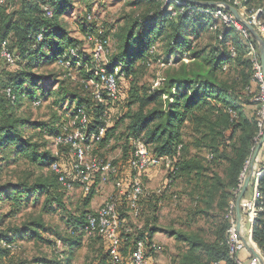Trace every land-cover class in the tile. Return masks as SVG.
<instances>
[{
    "label": "trees",
    "instance_id": "obj_1",
    "mask_svg": "<svg viewBox=\"0 0 264 264\" xmlns=\"http://www.w3.org/2000/svg\"><path fill=\"white\" fill-rule=\"evenodd\" d=\"M148 1L153 4V7L147 8L143 13L140 11L134 13L133 23L123 29V32L119 35V44L116 48L114 47V51L109 55L110 65L106 67L107 71H112L113 65H120L119 72L122 77L117 82L119 96L124 91L122 90L124 82L129 80L130 87L129 92H127V108L122 111L120 119H117L115 123L107 124L104 136L97 144L106 145L109 136L116 130L120 120L127 119L125 131L129 138H139L150 155L169 156L172 159L173 169H168L167 174V181H170V186L176 181L180 170L199 168L198 163L187 159L188 145L184 143L183 138L186 128L189 129L190 135L196 141V144L209 146L211 150H209L210 159L208 161L211 163L220 160L218 156L225 153L232 145L235 133L240 129V145L237 148L233 147L234 155L230 158L228 170L230 173V194L233 197L232 190L238 184V177L242 172L245 160L254 150L255 137L258 133L256 111L259 103L257 102L258 105L255 103L256 106L253 110L255 121L242 120L240 113L242 102L249 101L251 97L258 95L259 86L252 80V64L249 60H245L250 70V77L241 84L238 83L237 78L231 79V81L222 78L229 72L232 64L236 65L240 62V52L236 47L237 42L234 41L235 38L230 36V32L233 30L226 31L225 38L221 41L217 37L218 33L212 31L209 27L212 19L198 13L188 14L187 10L190 6H193L192 3L181 1L185 6L184 11L176 16H170L167 8L171 5L176 6L175 0H168L167 3H165V0ZM196 1L218 2L223 0ZM249 1L251 0H246V4ZM69 2L70 0H6L0 8V39L7 41L8 49L16 58L14 66H8L0 60V154L9 152L14 155H24L29 163L38 165L46 162L49 168L54 161L64 160L63 162H70L66 147L59 146L58 155H55L54 151L52 153L51 149L50 151L47 149L42 151L40 143L33 140L32 134L34 133L30 136L26 134L27 126L30 125L33 130L39 129L41 133L49 127H54L53 124L55 123V128L50 135L51 145L53 137L61 132L62 126H69L76 108H84L88 116L87 131L93 132L98 127L105 125L107 105L114 102H97L92 95V90L84 91L86 84L82 85L79 82L75 84L76 90L72 92L58 87L52 93L54 95L52 103L55 104L60 93H65L62 99L67 94H71L72 98L78 99L66 118H58L55 122L52 120L46 123H31L30 118L25 117V114H27L25 110V112L18 114V110L24 104V101L31 103L33 106L40 104L41 97L35 95L37 91L40 95H47L46 85H39L43 81V76L37 75L33 71L38 63L51 59L56 64V58L67 48L76 45L85 48V45L79 41L66 39V35L62 32L59 18L66 11ZM43 5H48L51 8L53 13L51 18L44 15ZM10 6L13 7L7 11ZM260 6L264 7V5ZM87 15L91 16L90 20L87 19ZM93 20L90 13L85 15L84 21L87 24L84 23V25L86 24L87 27H85L83 33L84 41L85 36L88 34L99 36L97 34L98 25L93 24L92 26ZM199 25L207 26L214 33V36L211 44L196 51L191 39L188 37L190 33L188 34L187 30L191 29L195 34V29ZM104 30L101 35L102 38H106L108 35ZM39 32L42 33V39L36 43L33 37ZM162 34L165 44L163 46V62L166 64L172 63L170 65L172 67L162 78L161 86L153 88L152 91L147 90L143 85L137 87V80L134 78L136 72L134 64L137 60H142L143 64L149 65V57L154 55L156 51L155 38ZM252 39L255 42L253 36ZM227 40H229V45L234 48L235 55L233 57L230 55ZM241 48L246 53L243 44ZM48 52H50V55ZM70 67L71 69L76 67L77 73L86 82L93 76L91 69L94 65L89 62V59H83L78 63L73 62ZM6 88L10 90L9 96L5 91ZM82 92L86 93L82 95ZM251 101L254 100L251 99ZM34 102H37V104ZM134 104H136V108L131 109ZM125 148L123 147V149ZM149 148L152 149L153 153L149 152ZM90 152H92V149ZM125 155H123L124 160L128 163L131 154ZM50 171L53 173L55 181L52 182L50 179L29 181V176L25 175V177L17 179L12 187L1 190L0 198L3 194H11L7 196L9 198L14 197L16 200L14 203L17 205L23 200L22 196H35L36 198L39 192H44L46 194L43 206L50 207L56 204L58 210H60L68 206L62 200L60 193L73 190L74 182L77 183L82 191L86 193V196L78 201L79 204L75 210L68 214L72 223L67 228L68 238L66 239L71 242L70 244L79 247L81 241L78 240V237L74 238L76 234H81L89 239L92 238L96 242L95 246L98 247V251L97 249L94 251L95 255L90 264H108V246L105 239L97 234L87 236L84 231L87 215L95 212L90 210L89 203L93 196L92 190L98 179V173L94 174L90 188L86 191L72 178L70 179L73 182V188L71 190L62 188L57 180V175L52 170ZM258 188L262 197V205L253 223L252 241L261 251H264V173L259 177ZM167 190V185L163 186L161 190L153 192L152 197L158 201ZM142 196L138 201L139 213L137 216L131 214L127 196L126 200L122 202V206L120 200L118 202L117 209L119 213L121 209H127V213L132 217H139L142 211ZM152 197L142 206L147 203L148 206H151ZM229 201L224 209V214ZM120 217L123 222L121 213ZM122 222L119 231L122 257L128 259L136 242L145 238V253L151 259L152 250L156 247V245L151 247V244L154 243L152 235L155 231H152V228L145 230V227L139 236H135L129 229L123 227ZM224 223L222 229L217 232L215 239L210 243H204L192 237L188 251L182 255L180 264H232L225 245V231L228 224L226 220ZM45 229L43 219L38 217L25 221L21 228L16 230L18 233L15 236L19 235L20 239L35 242L38 238H41V232ZM14 240L10 237H4V233L0 232V264H13L9 260L10 257L7 256L16 253L19 249L11 251L2 245V241L14 242L18 245ZM57 242H60L62 247H66L68 244L58 238L50 241V247L54 249ZM194 249L202 252L204 258H195L193 256ZM72 251H69V254H72ZM60 256L63 259L64 253ZM45 264L48 263L45 262Z\"/></svg>",
    "mask_w": 264,
    "mask_h": 264
},
{
    "label": "rangeland",
    "instance_id": "obj_2",
    "mask_svg": "<svg viewBox=\"0 0 264 264\" xmlns=\"http://www.w3.org/2000/svg\"><path fill=\"white\" fill-rule=\"evenodd\" d=\"M247 5L254 8L262 7L260 5H264V0H251ZM150 7H153V4L148 0H70L66 11L60 16L59 21L66 39L70 38L83 43L87 49L86 53H90L88 50L90 45L83 39V33L85 27H87L84 18L87 13H90L94 19L92 26L93 24L103 26L104 31L108 34L106 37V51L101 56L103 60L105 57L109 59L110 53L119 44V35L123 32V29L133 23L134 13L136 11L143 13ZM84 23L86 24L84 25ZM195 31V34H193V31L188 29L187 33H190L188 37L191 39L196 51L212 43L214 33L207 26L199 25ZM230 36L235 38L234 41L237 42L236 47L240 52V62L236 65L232 64L229 72L222 78L228 81L237 78L238 83L241 84L250 77V70L245 62L248 58L241 48L242 42L236 33L231 31ZM163 39V34L155 38L156 51L154 55L149 57V65L143 64L142 60L135 62L134 68H136V72L134 78L137 80V87L143 85L147 90L152 91L153 88L161 86V79L172 67L170 66L172 63L166 64L163 62V46L165 45ZM48 53L50 55V52ZM33 71L37 75L43 76V81L39 85H46L47 95H40L37 91L35 95L41 97V102L38 106H33L31 103L24 101V104L19 108L18 114L26 111L25 117L30 118L31 123H46L52 120L55 122L58 118H66L72 111L78 99L72 98L71 94H67L62 99L65 93H60L57 103H52L54 100L52 93L58 87L72 92L76 90L75 84L80 82L82 85L86 84L84 91H93L90 80L86 82L81 78L76 71V67L73 69L71 67H60L50 59L40 62V64L38 63ZM129 87L130 83L128 80L122 85V90L124 91L120 93L121 96H119L118 101L107 105L106 118L109 119L110 124L120 119L122 111L127 108ZM84 93L86 92H82V95ZM251 99L254 101H251ZM251 99L242 102L240 113L242 120L246 119L253 122L255 121L253 110L257 101H255V96L251 97ZM135 108L136 104L132 105L131 109ZM127 122V119L120 120L116 130L109 136L107 144L101 146L95 143L92 145V152L88 153L95 157L110 160L119 168L117 175H110L105 180H102L98 174L95 184L96 187L98 186L96 188L97 192L94 186L92 190L93 196L89 203L91 204L89 206L91 211L100 207L111 194L115 193L118 194L120 205L122 206V202L126 200L129 184L136 176L123 156L124 154L128 156V154L132 153L133 147L130 139L136 138H129L126 133L125 126ZM53 126L40 133L39 129L33 130L28 125L26 134L30 136L34 133L32 134L33 140L40 143L41 150L45 151L47 149L50 151L51 149L53 153L54 148L52 144L50 145V135L55 128V123ZM240 135L241 130L239 129L235 133L232 145L225 153L218 156L220 160L211 163L208 161L209 150H211L209 146H201L200 143L196 144V141L190 135L189 129L186 128L183 138L184 143L188 145L187 159L198 163V169L180 170L176 181L170 186L167 185L168 167L165 165L147 168L138 175L144 192L141 198L142 205L151 199L153 192L161 190L166 185L168 189L158 201L152 197L151 206H148V203L145 206L141 205V215L137 218L127 213V209H121L120 212L123 218V227L129 229L135 236H139L145 227V230L152 228V231H155L152 235V241L156 247L152 250L151 264H180L182 255L188 251L192 237L198 241L210 243L215 239L217 232L222 229L225 224L224 209L227 202L232 198L230 194L231 185L229 184V161L234 155V148L240 145ZM263 146L264 144L253 162L251 161L252 154L245 160L243 166V169L246 166L244 179L252 172V169H255V166L262 165L260 158L263 155ZM123 147L126 148L123 149ZM148 150L153 153L151 148ZM63 161L60 160L58 163L63 165L66 173L70 172L69 163ZM49 169L46 162L36 165L29 163L24 155H14L9 152L1 153L0 191L12 187L17 179L25 177V175L29 176V181L50 179L53 182L55 177L50 171L51 169ZM82 193L84 192L75 182L73 190L61 192L62 200L68 206L60 210H58L56 204L50 207L43 206L46 194L44 192H39L36 198L35 196H22L23 200L17 205L14 203L16 201L14 197L9 198L11 194H3L0 198V232H3L6 238L15 239L14 241L19 245V250L17 249L16 253L7 256L10 257L9 260L13 264H39L41 262H44L43 264L45 262L48 264H90L95 255L94 251L96 249L98 251V247L95 246L96 242L92 238L89 239L81 234H76L74 238L78 237V240L81 241L78 245L79 247H76L66 239L68 238L67 228L72 223L68 214L75 210L79 204L78 201L82 199ZM249 194L250 186L244 196ZM14 213L16 214L15 217ZM38 217L43 219L46 226V229L41 232V238L36 239L37 241L34 242L28 239H20L19 235L15 236L18 233L16 230L20 229L25 221ZM58 238L68 244L66 247H62L61 243L57 242L56 247L53 249L49 243ZM71 250H73L72 254H69ZM63 253L64 258L62 259L60 255ZM193 256L199 259L204 258L202 252L198 249H194Z\"/></svg>",
    "mask_w": 264,
    "mask_h": 264
},
{
    "label": "built area",
    "instance_id": "obj_3",
    "mask_svg": "<svg viewBox=\"0 0 264 264\" xmlns=\"http://www.w3.org/2000/svg\"><path fill=\"white\" fill-rule=\"evenodd\" d=\"M182 0H175V5L167 8L170 16H176L184 11ZM6 0H0V8ZM168 0H165L167 3ZM233 6L241 16L253 29L258 33L264 43V9L263 7H249L246 0H223L218 1V4L213 7H202L194 5L187 10L188 14L206 15L212 22L210 29L218 33V39L223 41L226 31L233 30L241 40L248 60L252 64L253 81L259 86L258 95L255 101L259 103L256 111L258 133L255 137V143L261 137L264 130V75L260 63L258 43L253 41L252 35L246 27L236 17L228 11L224 4ZM13 6L8 7L7 11ZM44 15L51 18L53 13L48 5L42 6ZM90 20L91 16L87 15ZM103 26L97 27V35L88 34L85 36V42L90 45L88 49L90 53H86V47L82 48L79 45L67 48L60 54L55 63L64 68H70L71 63H78L83 59H89V62L94 65L91 69L92 78L89 79L92 84V95L99 103L113 102L119 98L117 82L122 76L120 65H113L112 71H107L106 67L110 65L108 58L101 59L105 53L107 40L102 38ZM34 42L38 43L42 39V33L34 35ZM229 45V40L226 41ZM230 55L233 57L235 51L232 45H229ZM0 60L8 66H14L16 58L8 49V44L5 39H0ZM225 67V66H224ZM88 80V81H89ZM162 80V79H161ZM9 96V88L5 89ZM250 92V91H249ZM37 104V102H34ZM109 119L106 118L105 125L98 127L96 131L88 132V116L83 107L75 109V113L71 117L69 126H62L61 132L55 135L52 139L54 154L58 155L59 146L66 147L67 153L70 156V172L66 173L62 164L54 161L50 165V169L57 175V180L61 187L67 190L73 188V180L75 179L86 191L89 190L90 184L95 173H98L102 180H105L110 175H117L118 166L110 160L92 156L90 153L92 145L103 138L106 126ZM133 147L131 156L128 161L130 169L135 172L136 176L132 179L127 189L128 207L133 216L139 213L138 201L143 194V187L139 179V174L150 167H158L165 165L168 169H173V162L169 156H153L150 155L139 138H131ZM91 155V156H88ZM210 159V155L208 157ZM261 166L253 169L251 173V192L248 196H243L239 202L241 217L239 221L236 218V197L238 196L243 184L246 166L242 170L238 178L237 186L232 190V199L229 201L224 218L227 221V229L225 231V245L228 250L229 259L232 264H264V251L252 241L253 223L259 210H261V193L258 188L259 177L264 173V146L263 155L260 158ZM170 181H167L169 186ZM118 194H111L109 198L93 213L87 215L84 231L87 236L97 234L105 239L108 246V264H151V259L146 256V245L144 239L138 240L131 251L128 259L122 257L120 246L121 237L119 231L121 228V217L117 209ZM244 240L252 247L254 255L251 254L245 247ZM2 245L11 251L18 249V245L14 242H3ZM155 243L151 244L154 247ZM241 251H246L248 256L246 260L241 259L238 254ZM217 264V263H216Z\"/></svg>",
    "mask_w": 264,
    "mask_h": 264
},
{
    "label": "water",
    "instance_id": "obj_4",
    "mask_svg": "<svg viewBox=\"0 0 264 264\" xmlns=\"http://www.w3.org/2000/svg\"><path fill=\"white\" fill-rule=\"evenodd\" d=\"M182 1L190 2L194 5L202 6V7H213V6L218 4V2H200V1H196V0H182ZM223 4H224V7L228 11H230L236 17V19H238L246 27V29L249 31V33L253 36V38L258 43L260 63L262 66V73L264 75V43H263L262 39L259 37L258 33L253 29V27L241 18L238 11L233 6H230L226 3H223ZM263 144H264V130H263V133H262L261 137L259 138L257 144L255 145L253 152H252V156H251L252 162L254 161L258 151L260 150V148ZM251 167H252V165H251ZM251 173L252 172H250V174L245 177L243 184H242V187L240 189V192H239L238 196L236 197V218H237V221H239V219L241 217L239 202L246 193V190H247L249 182H250ZM244 244H245L246 249L251 254L254 255L255 253H254L252 247L249 246L245 240H244Z\"/></svg>",
    "mask_w": 264,
    "mask_h": 264
},
{
    "label": "crops",
    "instance_id": "obj_5",
    "mask_svg": "<svg viewBox=\"0 0 264 264\" xmlns=\"http://www.w3.org/2000/svg\"><path fill=\"white\" fill-rule=\"evenodd\" d=\"M258 166H255L254 168H257ZM255 170V169H254ZM252 171H253V169H252ZM249 186H250V192H251V186H252V184H251V180H250V182H249V185H248V188H249ZM98 187V186H97ZM96 186H95V190H96V188H97ZM81 188V187H80ZM82 189V188H81ZM96 192H97V190H96ZM86 196V193L84 192V193H82V198H84ZM89 206H91V204H89ZM101 206V205H100ZM90 208V207H89ZM99 208V207H98ZM98 208H96L95 210H93V211H96ZM238 256L241 258V259H243V260H246V258H247V256H248V253L246 252V251H241V252H239V254H238Z\"/></svg>",
    "mask_w": 264,
    "mask_h": 264
}]
</instances>
